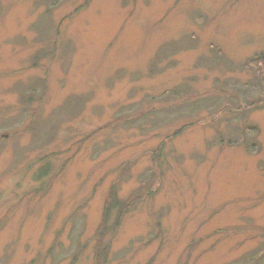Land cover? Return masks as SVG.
<instances>
[{
  "label": "rangeland",
  "instance_id": "374dc122",
  "mask_svg": "<svg viewBox=\"0 0 264 264\" xmlns=\"http://www.w3.org/2000/svg\"><path fill=\"white\" fill-rule=\"evenodd\" d=\"M263 47L264 0H0V264H264Z\"/></svg>",
  "mask_w": 264,
  "mask_h": 264
},
{
  "label": "trees",
  "instance_id": "16d2710c",
  "mask_svg": "<svg viewBox=\"0 0 264 264\" xmlns=\"http://www.w3.org/2000/svg\"><path fill=\"white\" fill-rule=\"evenodd\" d=\"M185 39L186 38L184 37V39L181 40V44H179L177 42L173 43L172 41L162 43L157 48V50L154 54V58L151 62L153 64V66H155L158 70L160 68L158 66L159 60L167 59L168 57H170V55L172 56L176 51L190 47V46L186 47L182 43V41H184ZM173 48H177V49L173 50ZM168 50H171V52H169ZM241 69L251 71L257 77V80L258 79L260 80L259 82H261V83L264 82V47L262 49L256 51V52H254L248 58H246L243 61V63L241 64ZM180 87L181 86L174 87L170 91H168L169 96H177L179 94L177 92L179 91L178 89ZM27 98L31 99L32 94H30L29 97H27ZM74 100H75V97H68L66 103H71ZM252 104H250V105H252ZM181 127L184 128V126H181ZM182 128H179L178 130H173L171 133H168L164 136V139L160 141L157 149L154 152L156 155V158L161 157V152L165 148L166 141L168 139H172V138L176 137L179 134L180 129H182ZM232 129L234 132L237 133V136H234V141L231 140L230 138L228 140H224L225 136L221 132L218 136V144H220V145H226V144L227 145H238L242 142H245V144L253 146V143H251L252 141L251 142L244 141L243 137L246 136L248 133H254V131L257 129L256 126H247V127L246 126H238L235 128L232 127ZM215 144H216V142H215ZM45 156H46V154H44L41 157L39 156L38 161L43 159V157H45ZM49 165L50 164L47 162L41 164V166L38 167L37 170L34 172V179L38 180L39 178L42 179V178L46 177L48 175V172L50 169ZM128 207H129V202H124V201L119 200L115 191L110 190L109 194H108V198L106 200V205L103 209L101 223L99 224V226L97 228L98 232H100L101 234H104L108 231L113 232L117 228L121 217L127 211ZM111 211H115V214H114L113 222L109 225L108 219H109ZM105 251L106 250H103V253Z\"/></svg>",
  "mask_w": 264,
  "mask_h": 264
}]
</instances>
